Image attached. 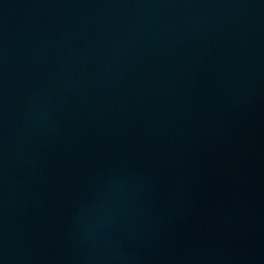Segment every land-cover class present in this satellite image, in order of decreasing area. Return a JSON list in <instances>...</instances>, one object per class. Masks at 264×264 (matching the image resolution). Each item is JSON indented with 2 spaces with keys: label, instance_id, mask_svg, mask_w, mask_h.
Here are the masks:
<instances>
[{
  "label": "water",
  "instance_id": "95a60500",
  "mask_svg": "<svg viewBox=\"0 0 264 264\" xmlns=\"http://www.w3.org/2000/svg\"><path fill=\"white\" fill-rule=\"evenodd\" d=\"M0 264H264V0H0Z\"/></svg>",
  "mask_w": 264,
  "mask_h": 264
}]
</instances>
